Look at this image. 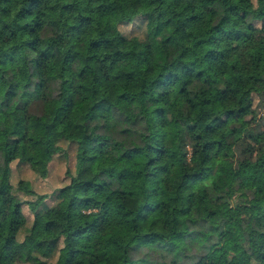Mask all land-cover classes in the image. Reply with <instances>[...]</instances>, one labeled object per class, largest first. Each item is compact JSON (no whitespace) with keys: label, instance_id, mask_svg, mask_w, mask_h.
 Masks as SVG:
<instances>
[{"label":"trees","instance_id":"obj_1","mask_svg":"<svg viewBox=\"0 0 264 264\" xmlns=\"http://www.w3.org/2000/svg\"><path fill=\"white\" fill-rule=\"evenodd\" d=\"M72 262L264 264V0H0V264Z\"/></svg>","mask_w":264,"mask_h":264},{"label":"rangeland","instance_id":"obj_2","mask_svg":"<svg viewBox=\"0 0 264 264\" xmlns=\"http://www.w3.org/2000/svg\"><path fill=\"white\" fill-rule=\"evenodd\" d=\"M203 1H209V0H203ZM263 22L257 21L254 22L255 27H260V25ZM140 23L139 22H133L131 24H122L119 25L121 32L126 35L130 36L134 33H137L140 30ZM224 29L229 28V24L226 22H223L221 25ZM95 32V25L92 21H86V22H79L76 27L73 29V33L77 35L83 42L86 40V37L93 34ZM23 37H31L30 34L22 29H18L17 27L13 29V34L10 38L11 42H15L18 38ZM255 103V102H254ZM254 110L257 114L261 113V109L254 106ZM65 144L61 143V148L63 149V153L57 152L52 159L49 162V171L48 175L44 179H39L34 177L28 167L25 164L16 165L15 161H12L10 163V180L12 183L15 182L16 179L22 178L27 179L30 181V183L33 185V188L39 192V193H47L49 194L54 188L61 185L67 178L64 174V171L66 167L71 166V152L68 147L64 149ZM190 154V148H187L185 157L189 158ZM52 201L51 197L46 198V202L50 204ZM22 213L24 214L25 218L27 220L30 219V214L27 211L26 206H22L21 208ZM125 230V228L122 225L117 226L114 229L116 237H119V235ZM74 242L82 241V236H75L73 238ZM107 254L108 256L117 257L116 250L112 245H109L104 251L97 250L94 252H88V253H79L76 254L74 259L75 260H87L91 256H98L102 257L103 254ZM74 264V262L70 263Z\"/></svg>","mask_w":264,"mask_h":264}]
</instances>
